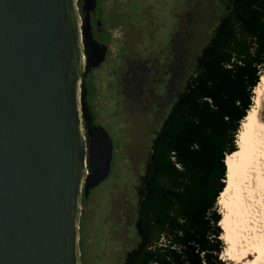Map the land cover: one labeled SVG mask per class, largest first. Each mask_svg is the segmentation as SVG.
Here are the masks:
<instances>
[{
	"label": "water",
	"instance_id": "water-1",
	"mask_svg": "<svg viewBox=\"0 0 264 264\" xmlns=\"http://www.w3.org/2000/svg\"><path fill=\"white\" fill-rule=\"evenodd\" d=\"M83 1L81 25L79 0H0V264H81L83 196L110 173L85 86L108 47Z\"/></svg>",
	"mask_w": 264,
	"mask_h": 264
},
{
	"label": "rangeland",
	"instance_id": "rangeland-1",
	"mask_svg": "<svg viewBox=\"0 0 264 264\" xmlns=\"http://www.w3.org/2000/svg\"><path fill=\"white\" fill-rule=\"evenodd\" d=\"M232 1L98 0L108 49L87 82L94 88L93 121L109 133L113 150L109 175L91 189L82 209L81 264H126L138 246L152 144ZM258 116L264 120V99ZM217 207L222 217L228 212L220 198ZM222 229L220 257L240 264L226 253Z\"/></svg>",
	"mask_w": 264,
	"mask_h": 264
},
{
	"label": "trees",
	"instance_id": "trees-1",
	"mask_svg": "<svg viewBox=\"0 0 264 264\" xmlns=\"http://www.w3.org/2000/svg\"><path fill=\"white\" fill-rule=\"evenodd\" d=\"M263 72L264 0H233L152 144L137 215L140 242L126 264H234L220 257L217 201L226 157L238 149ZM82 203L84 209L86 196ZM84 219L82 212L81 229Z\"/></svg>",
	"mask_w": 264,
	"mask_h": 264
},
{
	"label": "bare ground",
	"instance_id": "bare-ground-1",
	"mask_svg": "<svg viewBox=\"0 0 264 264\" xmlns=\"http://www.w3.org/2000/svg\"><path fill=\"white\" fill-rule=\"evenodd\" d=\"M263 99L264 74L242 121L238 149L226 157L227 184L219 197L228 211L220 221L226 253L240 264H264V120L258 116Z\"/></svg>",
	"mask_w": 264,
	"mask_h": 264
},
{
	"label": "flooded vegetation",
	"instance_id": "flooded-vegetation-1",
	"mask_svg": "<svg viewBox=\"0 0 264 264\" xmlns=\"http://www.w3.org/2000/svg\"><path fill=\"white\" fill-rule=\"evenodd\" d=\"M79 3H80V7H81V12H82V7H83V4H84V1L83 0H79ZM91 21H92V24H93V30H94V34H95L96 38L100 42H105V40H102L101 35H100L101 28H102V22H101L100 15H99V12H98V2H97L95 10L92 11V13H91Z\"/></svg>",
	"mask_w": 264,
	"mask_h": 264
},
{
	"label": "built area",
	"instance_id": "built-area-1",
	"mask_svg": "<svg viewBox=\"0 0 264 264\" xmlns=\"http://www.w3.org/2000/svg\"><path fill=\"white\" fill-rule=\"evenodd\" d=\"M80 21H81V25H82V15H81V13H80Z\"/></svg>",
	"mask_w": 264,
	"mask_h": 264
},
{
	"label": "crops",
	"instance_id": "crops-1",
	"mask_svg": "<svg viewBox=\"0 0 264 264\" xmlns=\"http://www.w3.org/2000/svg\"><path fill=\"white\" fill-rule=\"evenodd\" d=\"M133 251H134V249L131 251V253H132ZM131 253H130V254H131ZM130 254H129V255H130ZM128 257H129V256H128ZM128 257H127V258H128Z\"/></svg>",
	"mask_w": 264,
	"mask_h": 264
}]
</instances>
